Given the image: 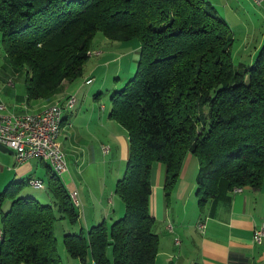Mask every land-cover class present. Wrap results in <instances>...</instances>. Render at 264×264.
Wrapping results in <instances>:
<instances>
[{
	"label": "trees",
	"instance_id": "trees-1",
	"mask_svg": "<svg viewBox=\"0 0 264 264\" xmlns=\"http://www.w3.org/2000/svg\"><path fill=\"white\" fill-rule=\"evenodd\" d=\"M98 32L141 44L134 76L111 98L110 116L129 136L116 184L125 212L111 225L65 234L64 245L84 264H154L160 247L151 211L155 164L166 169L169 205L190 156L199 163L202 208L236 188L262 187L264 44L251 65L236 66L232 29L207 0H0L2 44L11 65L27 71L31 100H51L64 81L84 73L95 56L89 52L98 51ZM47 185L59 215L51 203L19 196L18 188L0 192V204L12 201L0 218V264H64L56 223L75 224L80 211L55 172Z\"/></svg>",
	"mask_w": 264,
	"mask_h": 264
},
{
	"label": "crops",
	"instance_id": "crops-1",
	"mask_svg": "<svg viewBox=\"0 0 264 264\" xmlns=\"http://www.w3.org/2000/svg\"><path fill=\"white\" fill-rule=\"evenodd\" d=\"M226 3L230 6L223 7L224 15L220 14L232 29L236 53H241L244 43L255 44L249 58L251 65L264 44V23L261 24L264 4L257 6L253 0H226ZM238 25L239 35H244V40L235 35ZM259 31L260 37L256 38ZM140 47L138 41L101 38L95 49H100L102 54L91 57L93 60L85 65L84 80L65 81L61 97L52 99L57 100L53 103L66 106L71 95L76 98L75 106L64 111L59 145L66 153L68 172L60 177L72 196L76 190L80 218L75 224L66 218L58 221L62 222L63 237L70 232L87 233L93 225L102 222L110 225L125 212L124 202L116 194V184L124 175L129 158V136L110 116L111 103L108 104L104 96L120 89L136 71ZM26 78L25 69L11 65L0 33V105L11 112L25 114L37 113L52 102L31 100ZM198 170L197 158L190 156L172 196L174 201L169 205L164 193L166 169L161 163L154 165L151 211L157 218L156 231L160 235L154 264H264V243L257 245L253 241L255 228L264 223V183L260 189L234 190L202 208L196 196ZM52 174L54 171L47 161L34 158L18 163L14 151L0 143V192L4 187L18 188L19 196L51 203L59 215L56 200L47 185ZM37 178L46 183L45 188L34 189L29 185L23 193V184H16ZM169 224L173 231L168 228ZM201 224L205 225V230L199 229ZM1 227L0 219V230ZM177 239L179 244H176ZM78 264L84 263L80 260ZM87 264L94 263L88 260Z\"/></svg>",
	"mask_w": 264,
	"mask_h": 264
},
{
	"label": "built area",
	"instance_id": "built-area-1",
	"mask_svg": "<svg viewBox=\"0 0 264 264\" xmlns=\"http://www.w3.org/2000/svg\"><path fill=\"white\" fill-rule=\"evenodd\" d=\"M257 5H263L264 0H253ZM101 52L95 51L92 55H100ZM91 82V79H87ZM74 96L71 95L67 101L66 106L57 105L55 110L46 114V116H39L38 113L17 114L6 109L4 105H0V143L11 148L16 156L18 163H24L33 159V155L44 154L50 155L52 159L60 166L64 172H68V162L66 154L62 150H58L59 134H55V120L60 117L65 109H72L74 107ZM48 135L56 136V143L48 142ZM105 151H108L105 148ZM34 189H42L46 187V183L42 179H38L34 184L30 185ZM236 191H241V188H236ZM76 196V190H74ZM77 206L80 205L76 197ZM173 231L172 224L168 227ZM199 229L204 230L205 225L201 224ZM253 241L257 245L264 243V223L255 229ZM180 241L177 239L176 244ZM254 264H262L256 262Z\"/></svg>",
	"mask_w": 264,
	"mask_h": 264
},
{
	"label": "rangeland",
	"instance_id": "rangeland-1",
	"mask_svg": "<svg viewBox=\"0 0 264 264\" xmlns=\"http://www.w3.org/2000/svg\"><path fill=\"white\" fill-rule=\"evenodd\" d=\"M207 1H209L210 3H212L216 8H217V10L219 11V13H221L222 15H224V13H223V10L224 9H222L223 7H226V6H230V3H226V0H207ZM227 4V5H226ZM256 4V3H255ZM257 5V4H256ZM257 6H259V5H257ZM261 20V19H260ZM264 22H261V24H263ZM241 30V28L239 27V25H238V27H237V29H236V33H235V35L236 36H239L240 37V39H242V40H244V35H239V31ZM260 37V31L257 33V35H256V38H259ZM101 38H104V35L101 33V32H98L97 34H96V37H95V39H94V41H93V47L95 46V44L97 43V41H99ZM132 41H138V40H132ZM238 43L239 42H237V44L236 45H238ZM257 45V44H256ZM254 46H255V44H252V43H249V44H246V43H244V44H242V46H241V53L240 54H237L236 53V51H235V43H234V45H233V48H232V51H233V61H234V64L237 66V65H239V63H240V61L241 62H246V63H248L249 64V62H250V60H249V58H250V54L254 51ZM238 47H240V46H238ZM100 52H101V54H102V51L100 50V49H98ZM90 54H92V52H89V55ZM93 59H89L87 62H86V64H88L90 61H92ZM85 64V65H86ZM134 75H132L130 78H132ZM129 78V79H130ZM81 79H83L84 80V73L78 78V79H76V80H81ZM128 79V80H129ZM128 80H126L124 83H123V85L122 86H120L121 88H123L124 86H125V84L128 82ZM67 82L69 81L70 82V80H66ZM65 82V81H64ZM61 88H62V86L61 87H59V89L57 90V92H56V94L52 97V99L54 100V99H58V98H60L61 97ZM120 88V89H121ZM117 90H119V89H117ZM96 93H97V91H96ZM106 92H104V94H105ZM110 95H108V94H106L105 96H104V99H105V101L109 104V103H111V98H112V96H113V94L115 93V90H112V91H110ZM52 99L50 100V101H52ZM48 101V100H47ZM52 102H57V100H55V101H52ZM52 102H48V104L49 103H52ZM45 105H47V104H45ZM44 105V106H45ZM75 106V105H74ZM102 106V105H101ZM105 106H102V108H104ZM73 142H75L74 140H73ZM58 144H60L59 143V141H58ZM76 144V143H75ZM63 149V148H62ZM64 151V150H63ZM65 153V152H64ZM66 154V153H65ZM192 173V172H191ZM190 173V174H191ZM198 175V174H197ZM191 176H193V174H191ZM190 176V177H191ZM25 183H28V179H26V181H24ZM7 187H4V189H3V191L6 189ZM30 187H29V185L28 184H24V185H22V189H23V193H25V192H27V189H29ZM2 191V192H3ZM72 196V195H71ZM173 197H174V194L172 195ZM119 197V196H118ZM118 199H120V198H118ZM172 201H174V198H172L171 199V202ZM120 202H121V200H120ZM121 203H123V202H121ZM12 204V201L11 200H7L4 204H0V213L2 212V211H4V212H7L8 210H9V208H10V205ZM123 216V215H122ZM111 225V224H110ZM62 230H63V227H62V222H57L56 223V227H55V231H56V234H57V238H59L58 240H59V242H58V249H59V252H60V255H61V257H62V260H63V263L64 264H78L79 263V261L80 260H77V259H74V258H72V257H70L67 253H66V249H65V245H64V237H63V235H62ZM112 249L110 248L109 249V255H110V257L112 256V251H111ZM62 251V252H61ZM62 253V254H61Z\"/></svg>",
	"mask_w": 264,
	"mask_h": 264
},
{
	"label": "bare ground",
	"instance_id": "bare-ground-1",
	"mask_svg": "<svg viewBox=\"0 0 264 264\" xmlns=\"http://www.w3.org/2000/svg\"><path fill=\"white\" fill-rule=\"evenodd\" d=\"M75 103H76V98L74 97V105H75ZM57 105H60V104H58V103L48 104V105L44 106V108L41 111H39L37 113L39 114V116H46V114H48L49 112L55 110ZM63 116H64V113L62 115H60V117H57L56 120H55V134H59L60 135V133H61L62 124H63ZM48 142L49 143H56V136L55 135H48ZM58 150H62L59 144H58ZM62 153H64L63 150H62ZM34 158H39V159L47 161L49 163L50 167L52 168V170L58 176H61V175L64 174V172L60 169V166L52 159V157L50 155L36 154V155H33V159ZM36 181H37V179H30L29 180V185L34 184ZM72 198H73L74 203L77 206L76 196H72Z\"/></svg>",
	"mask_w": 264,
	"mask_h": 264
}]
</instances>
